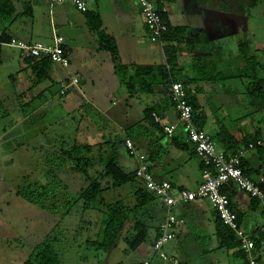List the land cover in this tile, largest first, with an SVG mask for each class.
I'll return each instance as SVG.
<instances>
[{"label":"crops","instance_id":"obj_1","mask_svg":"<svg viewBox=\"0 0 264 264\" xmlns=\"http://www.w3.org/2000/svg\"><path fill=\"white\" fill-rule=\"evenodd\" d=\"M10 1L15 13L9 18L0 17V36L3 34L9 40L19 39L26 43L50 44L54 30L64 40L69 67L63 70L52 65L50 78L38 83L20 53L1 46L0 68L6 64L15 68L13 73L4 76L11 86L0 87L1 118L7 117L8 120L11 112L18 113L13 125L10 122L1 129L5 145L10 139L15 141L25 136L23 125L28 119L35 122L36 127L39 122L45 127H53L56 121L66 127L69 116L78 114V136L72 140L74 144L81 145V138L85 141L83 146H95L103 153L113 147L117 166L124 173H130L135 170L136 162L124 145L129 140L138 154L145 157L146 166L154 178L169 181L175 189L193 191L201 183L199 160L194 156L177 113L163 91L161 80L165 74L169 80L179 81L188 90V98L198 106L194 114L196 129L209 135L221 151L226 149L217 140L218 133L220 128L227 130L235 139L237 149L243 151L248 176L254 181L264 180V146L252 151L244 149L245 141L251 138L264 140V98H252L247 94L245 81H242L245 91L240 93L229 86L231 82L226 86L214 78V72H217L231 78L228 81L237 80L235 71L244 66L239 46L249 44L244 21L245 0H162L159 9L165 14L168 25L172 29L184 28L186 34L163 41L161 45L150 44L135 0H83L88 10L84 14L69 3L50 6L48 0ZM100 33L109 40L104 43L105 48L101 47ZM167 48L170 58L174 57L176 62L173 77L164 67ZM253 55L249 52V56ZM198 60L211 65L209 73L206 70L202 77L197 76L194 69ZM72 77L79 79L78 87L60 96L59 84ZM51 85L56 87L55 91L49 89ZM261 91L264 94V85ZM13 102L16 107L11 111L6 106ZM228 104L248 105L250 108L243 113L239 110L240 115L231 118L224 109L223 117L219 118L210 108L211 105L223 108ZM150 108L159 113L163 125L175 126L172 134H164L158 126L142 122L144 111ZM91 110L101 116L97 117ZM256 112L263 113L260 120L256 118ZM224 120L229 121V127L225 126ZM137 125L140 127L131 140L127 132ZM39 134L42 136L37 128L31 131L28 138L25 136L26 144L34 139L37 141ZM8 136L12 137L6 139ZM58 136L64 139L63 135ZM92 137L94 144L87 141ZM223 139L226 138L223 136ZM52 143V139L48 140L49 146ZM23 146L24 143L18 145L14 151H23L26 148ZM37 149L35 146L31 151ZM99 164V169L104 168ZM98 166L94 167L98 169ZM105 179L109 178L101 174L96 180L101 184ZM121 189L131 192L129 185L116 190ZM227 191L239 229L251 238L264 227L260 205L234 187L227 188ZM131 194L133 197V191ZM166 212L160 200L155 198L142 210L147 220L153 218V222L148 223V220L145 223L147 238L138 247L147 243V254L132 264L144 261L173 264L162 261L153 250L156 228L165 219ZM170 213L183 220L184 225L175 230L176 238L167 248L168 255L164 252V245L162 252L166 257L177 264H240L235 250L219 248L216 214L207 202L196 200L177 205ZM149 230L152 234L148 238ZM254 255L259 264H264V250L257 248Z\"/></svg>","mask_w":264,"mask_h":264},{"label":"rangeland","instance_id":"obj_2","mask_svg":"<svg viewBox=\"0 0 264 264\" xmlns=\"http://www.w3.org/2000/svg\"><path fill=\"white\" fill-rule=\"evenodd\" d=\"M247 6L244 11L245 23L247 30V42L249 43L247 47L248 52L254 54L257 62H259L263 67L259 70V77H264V0H245ZM247 21V22H246ZM15 52V51H13ZM234 61V57L231 56V62ZM15 68L8 64L0 68V87L1 89L9 88L11 86L10 82H7L4 78L7 74L13 73ZM12 71V72H11ZM228 82H231L229 85ZM222 84H227L233 86L234 89L240 93H244V88H242V82L239 80H225ZM52 86V85H51ZM246 86V85H245ZM51 91H55L56 87L53 85L49 87ZM58 100V99H57ZM56 100V101H57ZM57 105V104H55ZM16 107L11 103L7 105L6 108L13 111ZM52 107V106H51ZM221 108L218 105H211V110L219 117H223V109L229 117H237L240 115L239 110L243 113L244 110H248L250 107L248 105L242 107L237 104L224 105ZM50 107H47V109ZM93 112V110H91ZM1 112V110H0ZM3 112V111H2ZM94 113V112H93ZM97 113V112H96ZM94 113L97 117H100V113ZM18 113L11 112L10 117L1 118L0 114V264H24L27 260V256L31 252V247L38 246L46 237V235H51V230L55 229V226L60 221V218L64 212V209L60 206V203L56 205L53 209L49 211H41L38 207L30 205L27 202L16 197V189L27 184H37L39 186L50 181L49 176L46 174V157L47 155H54L56 157L59 154V148L61 141L63 140L66 144V148H70L74 143L77 135V123L79 115H71L68 118V126L63 127V123L56 121L53 127H45L44 123L39 122L36 127L35 122H31L29 119L23 125L26 130L25 136L31 133L37 128V131L41 133L42 136H38L32 141V143H27V138L25 136L21 138H16L9 140V144L5 145L3 139L1 138V129H3L7 124L12 123L16 120ZM256 118L260 120L263 113L256 112ZM104 117V116H102ZM2 121V122H1ZM226 127L230 126L228 120L223 121ZM13 125V123H12ZM8 126V125H7ZM13 127V126H12ZM11 127H7L10 129ZM21 128V127H20ZM18 128V129H20ZM12 129V128H11ZM81 131V129L79 130ZM12 132L10 135H13ZM58 135H63L64 139ZM12 136H8L9 139ZM52 139V144L48 145V140ZM35 141V142H34ZM85 142L81 138L79 139ZM88 143L94 144L95 140L93 137L88 139ZM24 143L23 147H26L23 151L17 150L18 145ZM26 145V146H25ZM42 145V146H41ZM38 146L37 151H31L32 147ZM40 146V147H39ZM28 147V148H27ZM92 159H94V164L99 165L98 169L93 167L90 171L91 179H98L101 174L104 173L103 169L100 167L99 158L104 153L103 150L92 147ZM28 149V150H27ZM57 179L65 185L66 190L62 191L67 198L74 201L78 197L81 190H83L87 183L84 179L77 174L70 172L69 169H65L57 175ZM104 189L102 193V198L105 203H116L122 202L128 209H132L134 206V200L132 197V189L116 190L111 188V180L105 179L101 183ZM61 192L58 193L60 196ZM115 195V197H112ZM117 195V196H116ZM208 203V202H207ZM209 204V203H208ZM210 205V204H209ZM211 206V205H210ZM81 205L77 204L72 212L63 218L62 225L60 228L64 230L63 235L60 233V229L57 228L55 231V236L57 237L58 244L54 247L56 250L60 264H132L138 259L144 257L147 254V243L142 245L138 250L134 252L127 251L126 244L122 238H128V235L133 233L131 225H128L122 237L116 242V246L108 252L95 251L93 248L86 245V240H95L100 231V220L101 215L98 213V207L94 208V211L86 212L81 216L80 211ZM212 208V207H211ZM136 217L138 221L142 223L153 222V218L147 220V215L142 214V210L136 212ZM81 220V221H80ZM84 222H87L84 224ZM77 230L75 237L74 231ZM148 238L151 236V230L148 231ZM51 238V237H49ZM148 242V241H147ZM171 242L167 243L164 247V252L167 254V248L171 246ZM169 258V256H168ZM169 264V263H167Z\"/></svg>","mask_w":264,"mask_h":264},{"label":"trees","instance_id":"obj_3","mask_svg":"<svg viewBox=\"0 0 264 264\" xmlns=\"http://www.w3.org/2000/svg\"><path fill=\"white\" fill-rule=\"evenodd\" d=\"M161 1L162 0L155 1V9L157 10V13L160 16L161 20L166 25V32L162 35L161 41H170L171 39L182 37L184 34H186L185 29H172L168 25L165 14L159 9ZM14 13L15 9L12 6L10 0H0L1 18H9ZM98 36L101 43V47L103 48L104 43H108L109 40L102 33H100ZM8 41V37H4V35L2 34L0 36V49L1 46H4V44ZM239 47L240 54L242 56V59L244 60V66L235 71L237 74L235 77L240 82L245 81L246 90L248 92L247 94L252 96V98H264V94L261 91L264 85V77H259V70L263 66L259 62H257L255 55L249 56L248 49L244 44L241 43ZM110 51L114 54L112 49H110ZM168 51V48L165 49V54L167 58L164 63V67H166V70L168 69L167 71L169 72V75L171 74V77H173V70L176 69V62L174 57L170 58ZM24 60L27 61L30 65V70L32 73H34L38 83L44 82L50 78L49 72L53 64L50 62L49 59L41 58ZM195 62L196 63L194 65V69L197 76L202 77V75L205 74L206 70H208L209 73V67L211 65H204L200 62V60ZM213 68L215 67L213 66ZM168 77H166L164 74V78L161 80L163 84V91L166 93L167 97V89L169 84L179 82L177 80H174L173 78L169 80ZM206 77L209 78V74H206ZM235 77H233V79H235ZM214 78L219 81L231 79L220 76V73L217 72H214ZM203 80H205V78ZM185 92L187 94L188 104L192 107L194 116L193 119L195 120L194 114L198 106L188 98V90L186 88ZM168 100L170 101L169 98ZM153 113L159 116V113L154 110V108L145 110L143 113L142 122H147L148 124H152V126H158L161 131H163L162 127H160V125L154 122V119L152 118ZM139 127L140 126L137 125L134 126L131 130H129L127 132L128 138L132 140L135 131L137 133V129ZM218 136L219 137H217V140L221 144H223L224 148L227 150L224 151L225 153L234 155L240 152V149H237V143L235 142V139L228 134L227 130L220 128ZM223 136L226 139H223ZM256 141L257 140H254L252 138L250 140L245 141L244 149H246L250 143H255ZM92 147L93 146H79L73 143L70 148H66L65 142L62 140L59 148V154L56 157H54V155H47L46 157L45 163L47 165L45 171L46 174L49 176L50 181H46V183L43 185L39 184V186L34 183L27 184L16 189V197L20 198L21 200L27 202L30 205L38 207V209H40L41 211H49L50 209H53L56 205H58V203H60V206L64 209L60 221L55 226V229H52L50 231L52 236H49V234L46 235L45 239L38 246L31 247V252L27 256V260L24 262V264H60L58 254L54 249V247L60 241L55 236V231L57 228H59L60 233L63 235L64 230L60 228V226L62 225V220L64 217L68 216L72 212V210L77 204L81 205V216L84 215L86 212L94 211L93 207H98V210L100 211L98 213L101 215V232L97 235V238L95 240L85 241L86 245L93 248L95 251L108 252L113 249L116 246L117 240L122 237V233L128 225H131L133 233H130L128 235V238H122L127 246L126 249H124V252H134L142 243L145 242L147 238L148 227L145 225V223L138 221L136 217V212L143 210L144 207L149 205L155 197L152 196V194H149L144 189L142 183L135 176V170L130 173H124L123 171H121V169L116 164V153L114 152L113 147H110L108 148V152H104V154L99 158V163H101V165H103L104 167L103 175L104 177H107L111 180V188L113 189L121 188L124 185L131 186V189L133 191L134 207L132 209H128L120 201L116 203H105L104 199L102 198V193L104 189L96 179H91L89 174V171L95 166L94 159L91 158L93 150ZM259 148H256V150H258ZM241 167L243 169V173L248 176L249 170L247 169V163L244 162L243 159L241 161ZM65 169H69L70 172L80 175L87 183V186L83 190H81L78 197L75 196L76 199L72 202H70V198H67L64 193H62V191L66 190V187L62 184L61 181L57 179V175ZM262 188H264V184L262 185ZM59 192H61L60 196L58 195ZM222 193L226 194L228 199L230 200V196L228 194L227 189H223ZM216 222V236L219 241V248L235 250L236 258L241 261L240 264H248L247 255L240 249V241L236 237V235L228 228L223 226L222 223L218 220L217 216ZM85 223L87 222H84V224ZM74 233L75 237H78L76 236L77 230H75ZM157 237L158 228H156V238ZM254 242L256 250L257 248H259V244L256 241Z\"/></svg>","mask_w":264,"mask_h":264},{"label":"built area","instance_id":"obj_4","mask_svg":"<svg viewBox=\"0 0 264 264\" xmlns=\"http://www.w3.org/2000/svg\"><path fill=\"white\" fill-rule=\"evenodd\" d=\"M50 6L63 3L71 4L79 13H87V6L83 0H48ZM156 0H135L143 18L145 30L150 44L161 45L162 35L166 32V25L155 9ZM53 39L50 44L26 43L19 39H10L4 45L17 50L22 59L47 58L53 65L63 70L68 69L69 60L64 47V40L52 30ZM79 79L72 77L59 84V95L64 96L73 87H78ZM179 123L187 135L194 156L199 160L201 183L193 191L175 189L169 182L153 177L145 163V157L138 154L131 141L126 140L124 145L127 153L136 162L135 176L142 183L144 189L160 200L167 211L165 219L158 226V237L153 244L154 252L162 261L177 264L176 261L166 257L162 249L164 245L176 238L175 230L184 225V221L177 219L170 211L177 205L187 204L196 200L208 202L223 226L232 231L240 241V249L247 255L248 264H259L256 261L254 250L255 242L264 250V227L254 233L251 238L245 236L239 229L237 217L232 211L230 201L223 189L234 186L236 189L258 202L264 216V180H252L243 173L241 161L243 151L230 155L218 150L213 139L196 129L193 119L192 107L188 104L187 94L180 83H170L167 89ZM154 122L162 127L165 134H172L173 125H163L160 116L153 113ZM264 140L250 143L247 150L252 151L263 147ZM141 264H149L144 261Z\"/></svg>","mask_w":264,"mask_h":264}]
</instances>
